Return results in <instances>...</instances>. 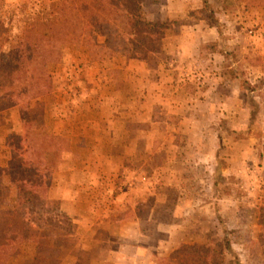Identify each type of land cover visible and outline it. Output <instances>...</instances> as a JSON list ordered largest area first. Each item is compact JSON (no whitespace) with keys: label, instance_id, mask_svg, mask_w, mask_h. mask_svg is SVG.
I'll use <instances>...</instances> for the list:
<instances>
[{"label":"rangeland","instance_id":"rangeland-1","mask_svg":"<svg viewBox=\"0 0 264 264\" xmlns=\"http://www.w3.org/2000/svg\"><path fill=\"white\" fill-rule=\"evenodd\" d=\"M207 1L204 9L202 0H167L146 14L149 20L167 26L158 53L148 61L128 58L126 53L92 60L85 47L66 50L49 67L50 94L43 101L41 118L31 123L38 125L41 134L61 137L46 176L49 189L66 181L72 194L77 192L79 205L93 208L92 217L106 211L117 218L163 219L160 222L168 236L157 232V239H150L152 243L162 240L154 249L156 264H192V246L223 249L222 227L230 233V241L236 238L242 243L238 247L243 254L241 264H264V0ZM198 19L207 25L208 35L204 42L203 36L187 37L191 50L183 57L175 36L194 24L199 26ZM212 55L213 61L223 60L229 68L213 69L211 75L236 74L240 80L237 103H227L240 114L218 116L214 108L208 113L205 105L195 101L209 86L207 80L183 79L171 66L181 63L193 75L202 74L206 58ZM130 59L150 70L148 84L157 68L178 78L177 98L191 94L184 100L199 109L196 130H184L187 123L180 124V110L165 116L149 101L144 107L141 97L146 94V82L140 77L145 71L128 66ZM228 85L217 86V93L224 96L237 90L234 83ZM11 90L10 83H0V160L8 157L12 140V145L20 143L17 156L27 157L19 139L24 136V125L19 106L10 101ZM37 101L28 105L34 107ZM209 102L222 103L218 98ZM14 194L6 178L0 185V208ZM47 212L52 224H41L39 231L47 245L54 246L49 238L59 233L53 228L69 233L74 224L48 192ZM45 246L22 243L8 264H42L39 258ZM56 249L60 257V248ZM226 252L224 261L234 263Z\"/></svg>","mask_w":264,"mask_h":264},{"label":"trees","instance_id":"trees-1","mask_svg":"<svg viewBox=\"0 0 264 264\" xmlns=\"http://www.w3.org/2000/svg\"><path fill=\"white\" fill-rule=\"evenodd\" d=\"M166 1L49 0L6 4L0 0V83L12 86L9 98L19 106L24 125V136L19 139L27 156H17L21 153L20 143L12 145V140L8 143V157L0 160V185L8 178L15 190L10 202L0 208V264H8L22 243L46 244L40 263L60 262L58 250L47 245V238L39 230L41 224H52L46 217L50 186L46 176L53 167L52 156H56L61 137L41 134L36 130L38 125L33 127L31 123L33 118H41L43 101L50 94V65L59 61L66 50L80 47L87 49L92 60L126 53L128 58L148 61L158 53L167 26L149 20L146 14ZM202 2L205 9L208 1ZM222 55L226 57L227 51L223 50ZM33 99H38L37 105L30 107L28 103ZM222 228L224 248L192 246V264H224V251L233 250L228 231Z\"/></svg>","mask_w":264,"mask_h":264},{"label":"crops","instance_id":"crops-1","mask_svg":"<svg viewBox=\"0 0 264 264\" xmlns=\"http://www.w3.org/2000/svg\"><path fill=\"white\" fill-rule=\"evenodd\" d=\"M188 19L196 23V18L190 16ZM198 22L200 23L199 26L194 24L193 27L190 26L180 31V33L182 32L180 35L178 34V36H175V44L180 47L179 50L183 51V54L185 53L183 57L187 56V52L189 53L191 50L190 41L187 37L190 36L193 40V37L199 38L208 35L209 29H207V25L204 24L202 19H198ZM205 26L206 28H203ZM205 37L201 38L203 42L206 40ZM213 57L214 55L208 58V60L206 58L204 63L206 71L204 70L202 74L201 72H196L195 75H193V73L190 72L192 69L185 65H181V63L176 65L172 63L171 66H173V70H178V76H183V79L196 76L198 80H207L209 86L205 90L199 92L198 99L196 98L195 101L196 103L205 105L206 110L209 111L208 113L211 114V109L214 108L213 112L218 116L226 117L229 115L235 116L237 113L240 114V111L236 110V108L232 109L227 107L229 100H234L235 103H237L239 85H241L240 80L237 78L236 74L235 76H225L213 72L211 75L213 69L229 68L224 66L223 60L220 62L218 61L217 64L216 61L211 59ZM128 62V66L133 67L136 65L145 71L144 75L140 77L141 80L144 78L146 82V85H144L146 94L141 97L144 98V100H142V103L144 101V107L146 106L147 108L146 101H149L151 104L159 106L160 113L165 116L173 113L174 110H180V124L184 121L187 123V125L184 126V130H188L189 132L196 130L194 121H196L195 115L198 113L199 109L194 108L191 103L189 104L187 100H184L191 94H185L183 99L177 98L178 78L176 79L173 73L171 76H168V72L163 73V71L157 68L152 72L155 79L148 84L150 80L146 78V74L150 73V70L145 68L140 61L130 59ZM211 62L213 63L211 64ZM230 83L236 85V91L231 90L232 93L227 92L228 94L224 92L226 93L223 94L224 96L217 93V86L226 85L229 87L228 84ZM212 84H215V86L213 87ZM216 98L222 101V103L220 102L217 104L214 102L215 104H212L209 102V99L212 100ZM3 189L5 190L6 188ZM48 196L50 199L59 202V210L72 218L74 224L72 232L64 233L60 228H53L54 232L59 233L58 237L53 239L48 237L50 243L60 248L59 264H156L157 257L154 254V249L160 247L162 240L156 241L157 243H152L150 239L156 240V236L159 232L168 236V231L166 232L163 229L162 223L160 222H163V219H156L155 217L144 219L139 216L117 218L110 215L111 213H106V211L103 215L102 213H97L96 217H92L89 213H94L92 212L93 208L91 209V207L89 208L87 205L86 207L85 205H79V199L76 197L77 192L75 195L72 194L66 181L57 187L52 186L48 191ZM49 228L51 227L49 226ZM227 235L229 236L230 233L228 232ZM228 240L233 253L229 251L226 253L229 254V260L235 261L234 263H228V259H225L224 264H241L243 261V254L239 252L240 248L238 247L242 246V243L236 238L234 241H230L228 237ZM69 241L72 244L70 243L71 246L65 249L64 247ZM175 244L176 243L172 245ZM64 249L65 251L63 252Z\"/></svg>","mask_w":264,"mask_h":264}]
</instances>
